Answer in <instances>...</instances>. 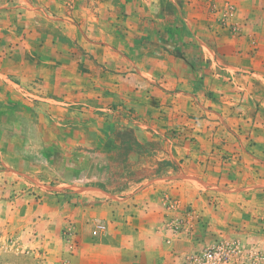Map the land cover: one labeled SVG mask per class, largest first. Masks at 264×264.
Wrapping results in <instances>:
<instances>
[{
	"label": "rangeland",
	"instance_id": "rangeland-1",
	"mask_svg": "<svg viewBox=\"0 0 264 264\" xmlns=\"http://www.w3.org/2000/svg\"><path fill=\"white\" fill-rule=\"evenodd\" d=\"M256 39L263 76L247 82L264 105V0H0V264H178L181 253L217 244L224 254L232 246L229 264H264V187L243 202L221 203L212 193L226 218L196 223L187 213L190 247L165 263L153 256L150 236L131 235V186L148 166L139 154L170 152L172 136L219 170L235 166L243 143L226 125L231 112L219 108L244 100L246 79L224 59L241 41L255 55ZM179 63L204 76L183 78ZM138 71L151 74L146 122L157 110L164 122L180 120L159 124L167 130L152 129L144 143L131 131ZM195 103L209 112L188 119H209L210 143L184 129L179 110ZM261 116L264 126V109ZM245 149L256 151L250 142ZM151 160L154 178L174 167ZM99 221L106 231L94 236Z\"/></svg>",
	"mask_w": 264,
	"mask_h": 264
},
{
	"label": "crops",
	"instance_id": "crops-1",
	"mask_svg": "<svg viewBox=\"0 0 264 264\" xmlns=\"http://www.w3.org/2000/svg\"><path fill=\"white\" fill-rule=\"evenodd\" d=\"M257 6L256 2L250 5L254 9H257ZM254 29L256 30V28ZM257 41L256 39L255 44L252 42V50L255 55L244 50L249 48L247 47L248 41H245V43L241 41L243 46L241 48L238 47L243 52L237 53L236 49L238 47L231 44L224 59L225 63L228 64V69L232 72H234V69L240 70L239 76L246 79L245 84H242V89L245 91L242 93L244 100L229 105L222 104V107L219 108L221 111L228 110L231 112L227 115L224 114L226 125L231 131L239 133V138L243 143L241 147L243 151L241 149L239 154L233 155V159L237 157V160L232 162L235 166L229 165L219 170L213 160L205 159V156L201 152L194 150V148H192V151H184V146L186 148L188 144L184 145L182 143L179 146L181 143H179L178 138L172 136H167L165 141V144L170 146V152L161 151V153L152 157L146 153L143 155L139 154L141 158L148 160V166L143 169V173L140 175L142 179L138 180L135 186H131V235L150 236V241H154L152 245L150 244L151 250L154 251L153 256L164 255L162 257L163 263L170 260L173 250L179 251L190 247L188 239L189 224L184 221L187 213H190V217L196 218V223L198 218L224 219L226 214L223 213V206L219 204L222 200L223 202L221 203L226 201L243 202L247 194L252 195L261 191L264 187V154L257 149L263 143L264 126L261 112L264 109V105L258 98V90L256 88L253 90L252 85L247 82V79L261 78L263 76L262 68L258 67L261 63L260 58L256 56L259 47ZM179 64L180 69L178 72H183V78L189 76L192 79H200L204 76V70H193L189 75L187 74L186 66ZM149 75L151 74L148 71L131 73V107L133 105L136 107L135 114L131 116V131L135 138L133 141L139 143H144L147 139L152 138L151 134L154 133L152 129L167 130L166 128H161V124L170 123L169 128H172V126L180 122L179 119L176 120L175 118L174 123L164 122L163 118L159 119L157 116L159 110H153L152 115L155 116V121L152 119L153 122H146L143 118V113L147 112V109L151 107L148 102L152 99L151 92L153 91H144L148 85L147 79L151 78ZM183 78L181 77V79ZM206 79L208 80L207 85H209L213 77L207 76ZM190 86L192 92H200L196 85ZM251 96L252 101H250ZM233 104L236 105L235 108L232 107ZM181 106L179 105V107ZM179 111L183 116V118L181 117L182 122L188 120V125L184 127L186 132L196 135L198 139L205 138L209 143L210 140L212 141V127L208 128L206 126V123L210 122L209 119L205 117L201 119L202 121H194L192 118L188 119L187 116V112L193 114L200 111L209 112L208 104L200 105L195 103L188 105L185 110L180 109ZM155 136L160 139L159 136ZM209 136H211L210 140L208 139ZM249 142L255 148V153H248L247 149H245V144ZM136 154V151L132 150L131 159H137ZM155 158L162 161L167 159L168 162L170 160L174 167L163 168L160 175L154 178L151 159ZM214 187H217L220 195L215 193ZM212 193H214L215 199L218 198L220 201L217 205L215 204V199L210 197L213 195ZM173 221L176 222V226L171 224ZM164 231L167 232V235L174 234L175 237L170 243L162 242L158 238L162 236ZM217 231L221 230L217 229Z\"/></svg>",
	"mask_w": 264,
	"mask_h": 264
},
{
	"label": "built area",
	"instance_id": "built-area-1",
	"mask_svg": "<svg viewBox=\"0 0 264 264\" xmlns=\"http://www.w3.org/2000/svg\"><path fill=\"white\" fill-rule=\"evenodd\" d=\"M106 231V224L102 221L96 222L92 227L94 236L100 235ZM227 252L224 254L221 246H212L205 251H194L189 253H181L179 255L178 264H229L230 251L232 246H227Z\"/></svg>",
	"mask_w": 264,
	"mask_h": 264
},
{
	"label": "trees",
	"instance_id": "trees-1",
	"mask_svg": "<svg viewBox=\"0 0 264 264\" xmlns=\"http://www.w3.org/2000/svg\"><path fill=\"white\" fill-rule=\"evenodd\" d=\"M131 148H132V146H131ZM128 149H130V146H128Z\"/></svg>",
	"mask_w": 264,
	"mask_h": 264
}]
</instances>
